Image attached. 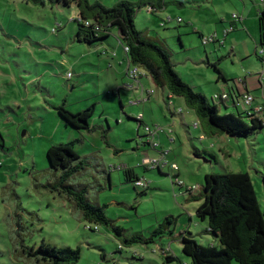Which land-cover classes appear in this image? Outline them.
Returning <instances> with one entry per match:
<instances>
[{
    "label": "rangeland",
    "instance_id": "rangeland-1",
    "mask_svg": "<svg viewBox=\"0 0 264 264\" xmlns=\"http://www.w3.org/2000/svg\"><path fill=\"white\" fill-rule=\"evenodd\" d=\"M88 1L111 8L118 0ZM178 1L166 0L169 4L162 12L180 18L181 23L173 21L160 28L162 15L143 9L135 18L137 30H147L151 38L164 43L174 71L209 104L220 93L217 87L224 86L221 79L215 83L218 75L212 65L217 60L228 77L226 86L233 88L234 79L243 88L240 78H259L252 104L263 103V68L254 53L260 0ZM242 13L246 31L234 20L240 31L225 36L228 20L232 21V15L242 20ZM77 17L75 7L0 0V134L4 144L0 149V264H23L13 258L15 244L21 240L25 246L38 247L44 242L79 248L77 264H160L167 249L185 263L188 258L181 252V234L203 246L219 248L207 232V222L196 217L199 202L191 196L199 193L205 175L245 172L264 210V128L246 139L206 137L184 101L173 97L166 102V90L155 88L148 77L141 79V90H120L127 62L116 30H110L108 43L118 52L122 65L116 64L114 52L104 55L106 51L98 46L76 42ZM206 23L219 30L218 44L203 46L194 32L207 34ZM231 40L238 52L235 55L229 52ZM62 103L72 113L95 105L90 122L94 129L76 130L63 123L54 109ZM226 104L234 111L229 101ZM252 104L240 101L238 108L253 113ZM258 117L264 123V110ZM139 121L154 132L153 138ZM195 124L199 126L194 128ZM101 128L107 130L106 142ZM73 140L80 141L75 149L94 167L87 177L94 182L89 202L106 205L109 220L129 235L145 238L171 216L174 222L162 237L118 251L119 243L106 228L97 226L95 230L71 214L65 198L48 187L55 173L45 153L52 145ZM145 159L156 165L144 163ZM124 168L133 169L147 187H134V180L125 179ZM97 186L105 188L99 192ZM192 187L198 190L187 192Z\"/></svg>",
    "mask_w": 264,
    "mask_h": 264
},
{
    "label": "trees",
    "instance_id": "trees-1",
    "mask_svg": "<svg viewBox=\"0 0 264 264\" xmlns=\"http://www.w3.org/2000/svg\"><path fill=\"white\" fill-rule=\"evenodd\" d=\"M25 2L41 7L46 4L52 7H75L78 13L74 21L77 24L75 39L77 43L88 47L108 39L110 30H116L118 43L123 50L127 48V53L124 52L126 62L141 68L155 88L165 89L166 102L173 97L181 98L194 112L200 129L206 137L226 135L246 139L263 130L264 123L258 117L259 112L239 110L236 100L243 95L227 94L228 99H222V94H215L217 98L212 97V104H209L203 95L194 92L174 71L171 54L164 43L157 38H151L147 30H137L136 15L147 8L152 10V15H156L167 9L169 3L166 0L136 2L118 0L111 8L97 1L90 4L88 0H25ZM257 17L261 42L259 49H255V56L262 64L263 57L259 55V50H264L262 47L264 46V14L259 13ZM217 65L218 60L212 67L220 78L222 73ZM228 100L232 101L234 111L227 108ZM120 107L121 109L123 107L121 103ZM94 108L95 105H91L85 110L72 113L62 103L54 109L66 125L76 130L90 131L94 129L90 124ZM139 124L144 126L141 121ZM101 130V138L106 142L107 130L103 128ZM79 142L73 140L65 144L52 145L46 150L45 157L49 168L55 173V180L53 184L48 185L49 189L65 198L69 211L81 222L93 225L95 230L98 226L111 232L119 243L118 251L134 244L146 245L152 243L154 238L162 237L168 226L174 222L171 216L166 217L164 223L158 225L150 236L145 238L140 234L129 235L109 220L105 215L106 205L100 206L89 202L88 197L94 182H90L87 177L91 176V169L94 167L88 157L81 156L75 149ZM3 147V138L0 134V149ZM123 174L126 180L135 182L139 179L131 168H124ZM109 177L110 173L106 172L105 178L108 181ZM104 188L97 186V191H103ZM198 191L197 195L191 196L192 200L199 202L195 211L196 217L207 222V232L218 241L219 248L213 245L203 246L181 234V252L188 258V262L182 263L177 257L169 254L170 250L167 249L163 251L164 256L160 264H264V210H261L258 204L249 175L245 172L205 175L203 186ZM187 192L191 193L190 190ZM13 258L23 264H77L80 249L56 247L44 242L38 247L25 246L21 240L15 244ZM100 259L104 261L105 256L101 254Z\"/></svg>",
    "mask_w": 264,
    "mask_h": 264
},
{
    "label": "crops",
    "instance_id": "crops-1",
    "mask_svg": "<svg viewBox=\"0 0 264 264\" xmlns=\"http://www.w3.org/2000/svg\"><path fill=\"white\" fill-rule=\"evenodd\" d=\"M251 1V0H250ZM178 2H180V0L178 1ZM181 3V2H180ZM180 3H177L178 4V6L181 8L182 7V5L180 4ZM253 3V2H252ZM56 7H58V6H56ZM258 7H259V9H260V13H263L264 14V10H263V8H264V6H261V5H259L258 4ZM156 15H162L161 17L163 18L164 16H166V15H169V14H166V13H164V12H160V13H157ZM245 13H242L241 14V17H242V20L241 21H239V22H241L240 23V25L242 26V30L243 31H246V21L244 20L245 19ZM222 24L225 22V20H221L220 21ZM227 24L229 25V26H232L233 27V31H240V30H238L237 29V24L235 23V21H231V20H228V22H227ZM60 28V27H59ZM204 28H207V34H203V31L201 32V30H197V29H194V32L198 35V37H199V35H201V36H204V35H210V34H215V35H217L218 36V33H219V30L217 29V28H214V29H212L211 27H210V25H208L207 23H206V25L204 26ZM204 28L202 27V30H204ZM246 33H248V32H246ZM258 36H259V38H258V42H257V44L255 45L256 47H255V49H257V47L259 48V44H260V42H261V33H260V28H259V20H258ZM109 39V38H108ZM108 39H106V40H103V41H101L100 43H97V44H95V45H92V46H89V47H96V46H98L97 48H102L103 50H105L106 52H104L105 54L104 55H110L111 56V54H112V52H114L115 53V58L117 59V65H122V60L121 59H119L118 58V52L115 50V48H113L112 46H110L109 45V43H108ZM119 44V43H118ZM233 44V42H232V40L230 41V47H229V52L230 53H232V54H236V53H238L237 52V50L234 48V46L232 45ZM180 45H181V43H180ZM215 46V45H214ZM182 47V46H181ZM214 48V47H213ZM95 49V48H94ZM255 49H254V53H255ZM111 52V53H110ZM123 53H124V51H123ZM244 54V53H243ZM242 54V55H243ZM123 57H124V59H125V62H126V57H125V54L123 55ZM123 59V58H122ZM110 60H113V59H110ZM219 69H220V67H218ZM127 68H125V70H126ZM125 70L123 71L124 73H123V80H124V75H125ZM220 71H221V73H222V76L220 77V78H218V76L216 77V79H215V83L217 84L218 82H220V79L222 80V82H224L223 83V87L222 88H218L217 87V85H216V87H217V90L220 92L219 94H234V95H245V94H248V95H250L251 97L253 96V94H252V92H255L256 90H259V87H260V85H259V78H255V77H253V78H251V76H248V77H245V78H240V82L242 83V85H243V88H240L236 83H235V80L234 79H232V81H234L233 83H234V87L232 88L231 86H229L228 84H227V86L225 85L226 84V82L228 81V77L226 76V74H225V72H223L222 71V69H220ZM124 82V81H123ZM123 84V83H122ZM226 87V88H225ZM215 95V94H214ZM213 95V96H214ZM212 96V97H213ZM253 98V102L252 103H255V99H254V97H252ZM231 104H232V101L231 100H228ZM226 106H227V104H226ZM231 107H232V105H231ZM253 107H255V112H259V113H261V111L262 110H264V102L263 103H261V104H257V105H254V104H252V108ZM227 108H228V106H227ZM263 108V109H262ZM229 109V108H228ZM213 246H214V244H213Z\"/></svg>",
    "mask_w": 264,
    "mask_h": 264
},
{
    "label": "built area",
    "instance_id": "built-area-1",
    "mask_svg": "<svg viewBox=\"0 0 264 264\" xmlns=\"http://www.w3.org/2000/svg\"><path fill=\"white\" fill-rule=\"evenodd\" d=\"M260 5L264 6V1H260ZM147 11V13L151 14L152 10L150 8L145 9ZM234 20H238L241 21V19H239L236 15H232V21ZM176 22L177 24L181 23L182 20L180 18H176L173 19L170 15H166L163 18H161L160 20V28H164L167 24H170L172 22ZM233 31V27L229 26L228 30L224 31V35H228V33ZM201 43L203 46L209 45V44H218V42H215L216 39V35L212 34L210 36H201ZM125 53H127V48H124L123 50ZM259 55H261L263 57L264 55V51L262 49L259 50ZM262 68H263V75H264V59L262 61ZM125 82L122 85V89L123 90H135L138 91L139 89L141 90L142 86H141V79L143 77H145V72L136 66H132L129 63H127V69L125 70ZM72 77V75L70 73L67 74V78L70 79ZM153 91L150 92V94H152ZM228 95L227 94H222L221 98L222 99H228ZM217 96L214 95L213 99H216ZM240 101L244 102L247 105H251L253 102V98L250 95H243L242 97H238L236 100V104L237 106L240 104ZM144 129L145 131L151 135V137L153 138L154 132H151L150 129L144 125ZM198 124L194 125V128H197ZM144 163L146 164H155L156 163H151L148 159L144 160ZM134 187L136 188H144L147 187L142 180L138 179L134 182ZM190 191L192 190H198L197 187H192L191 189H189Z\"/></svg>",
    "mask_w": 264,
    "mask_h": 264
}]
</instances>
